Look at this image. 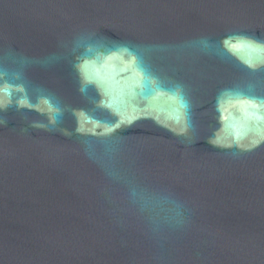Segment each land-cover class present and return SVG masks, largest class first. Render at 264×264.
Wrapping results in <instances>:
<instances>
[{"label":"water","instance_id":"95a60500","mask_svg":"<svg viewBox=\"0 0 264 264\" xmlns=\"http://www.w3.org/2000/svg\"><path fill=\"white\" fill-rule=\"evenodd\" d=\"M0 264H264V0H0Z\"/></svg>","mask_w":264,"mask_h":264},{"label":"snow or ice","instance_id":"6c2138e0","mask_svg":"<svg viewBox=\"0 0 264 264\" xmlns=\"http://www.w3.org/2000/svg\"><path fill=\"white\" fill-rule=\"evenodd\" d=\"M141 70H144V69L142 68V66H141ZM179 100H180V106H181V107H186V106H187L186 103H185V101H184L183 96H180V97H179Z\"/></svg>","mask_w":264,"mask_h":264}]
</instances>
